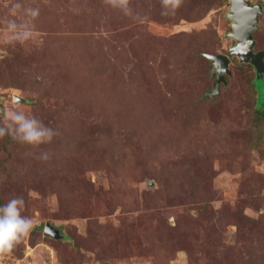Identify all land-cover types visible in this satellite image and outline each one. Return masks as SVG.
Here are the masks:
<instances>
[{"label":"rangeland","instance_id":"374dc122","mask_svg":"<svg viewBox=\"0 0 264 264\" xmlns=\"http://www.w3.org/2000/svg\"><path fill=\"white\" fill-rule=\"evenodd\" d=\"M246 1L262 7V51L264 0ZM229 7L0 0V125L20 110L57 132L39 147L0 138V197L33 221L0 264H264L261 76L231 56L212 96L204 57L235 45Z\"/></svg>","mask_w":264,"mask_h":264},{"label":"clouds","instance_id":"9594fccd","mask_svg":"<svg viewBox=\"0 0 264 264\" xmlns=\"http://www.w3.org/2000/svg\"><path fill=\"white\" fill-rule=\"evenodd\" d=\"M113 7H120L128 14L127 6L129 0H105ZM182 0H161L163 14H167L169 7L175 10L180 7ZM18 8L19 5H16ZM32 17L38 15V10H28ZM11 30L16 29L15 24H11ZM29 32H23V38H27ZM57 132L45 126V124L23 111L14 110L4 116L3 124L0 125V138L11 136V138L22 145L39 147L40 145L50 144ZM41 159H48V153L42 152ZM24 209V200L22 197H13L3 206H0V253L10 251L13 246L19 243L21 237L26 235L33 226V221L21 213Z\"/></svg>","mask_w":264,"mask_h":264},{"label":"water","instance_id":"95a60500","mask_svg":"<svg viewBox=\"0 0 264 264\" xmlns=\"http://www.w3.org/2000/svg\"><path fill=\"white\" fill-rule=\"evenodd\" d=\"M262 12L260 5H250L246 0H230L227 18L232 22V32L229 37L236 43L228 50L227 55L204 54V57L212 62V75H215L211 95L218 92L219 84H226L224 75L230 76V57L236 56L239 61L250 64L257 75V78L264 77V50L254 52L255 41L252 33L257 28L258 16ZM13 97V101H17ZM43 234L53 239H60L62 235L50 224H45Z\"/></svg>","mask_w":264,"mask_h":264},{"label":"trees","instance_id":"16d2710c","mask_svg":"<svg viewBox=\"0 0 264 264\" xmlns=\"http://www.w3.org/2000/svg\"><path fill=\"white\" fill-rule=\"evenodd\" d=\"M181 6V5H180ZM177 9H175L176 11ZM170 11H173V9H171V7H169V9L167 10V16H170L171 13ZM226 81V80H225ZM249 86L251 88V94L255 99V122H254V129L256 132V140H258V138L261 137V135L263 134V128L262 126H264V97L263 100H261L260 104H259V91L257 89L258 87H263L264 88V77H261L260 79H253V80H249ZM264 95V93H263ZM7 140V144L13 143L14 140L10 137V136H5L4 137ZM6 144V145H7ZM5 145V146H6ZM6 202L3 201V199L0 197V206H3ZM63 236L60 238L62 239ZM58 239V240H60Z\"/></svg>","mask_w":264,"mask_h":264}]
</instances>
